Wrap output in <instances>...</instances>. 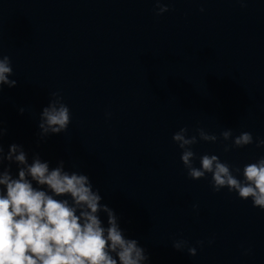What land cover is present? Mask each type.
Returning a JSON list of instances; mask_svg holds the SVG:
<instances>
[{"label": "clouds", "instance_id": "9594fccd", "mask_svg": "<svg viewBox=\"0 0 264 264\" xmlns=\"http://www.w3.org/2000/svg\"><path fill=\"white\" fill-rule=\"evenodd\" d=\"M153 2L157 15L169 10L163 0ZM13 75L10 58L0 52V93L5 85L16 86L17 81L10 79ZM24 111L20 109L21 114ZM70 123L71 112L63 96L50 93L49 104L39 115L40 139L66 132ZM188 133V127H181L172 137L182 150L181 161L188 176L200 180L210 174L214 192L227 188L237 193L239 199H250L253 207L264 210V156L241 170L222 162L215 154H203L198 157L200 166H195L197 154L193 146L199 141L231 140V145L224 146L228 152L253 144L252 134L242 132L233 138L232 130L228 129L218 138L199 127L196 134ZM6 134L0 120V264H148L146 250L138 240L126 237L120 218L102 203L99 189L93 188L87 175L65 170L63 160L50 168L49 162L38 153L29 162L28 153L16 143L9 145L5 153ZM255 143L257 148L264 147V139ZM12 164L17 166L15 176ZM101 213L106 214V226ZM197 244L202 246L203 241ZM172 247L179 252L186 248L190 256L197 254L196 247L184 239L174 240Z\"/></svg>", "mask_w": 264, "mask_h": 264}]
</instances>
